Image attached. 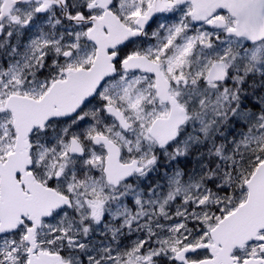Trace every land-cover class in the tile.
<instances>
[{
	"label": "snow or ice",
	"instance_id": "obj_1",
	"mask_svg": "<svg viewBox=\"0 0 264 264\" xmlns=\"http://www.w3.org/2000/svg\"><path fill=\"white\" fill-rule=\"evenodd\" d=\"M0 264H264V0H0Z\"/></svg>",
	"mask_w": 264,
	"mask_h": 264
}]
</instances>
